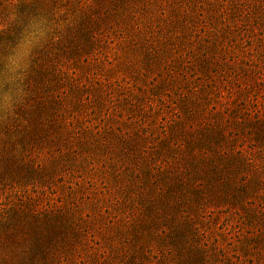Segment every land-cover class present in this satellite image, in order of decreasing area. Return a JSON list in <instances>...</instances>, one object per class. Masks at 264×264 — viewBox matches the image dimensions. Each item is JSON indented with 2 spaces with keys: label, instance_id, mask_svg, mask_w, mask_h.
<instances>
[{
  "label": "rangeland",
  "instance_id": "obj_1",
  "mask_svg": "<svg viewBox=\"0 0 264 264\" xmlns=\"http://www.w3.org/2000/svg\"><path fill=\"white\" fill-rule=\"evenodd\" d=\"M10 1L0 52L11 15L62 9L63 28L26 102L0 108V264H264V0H225L236 28L216 37L205 13L192 52L159 22L182 0L116 19L99 0Z\"/></svg>",
  "mask_w": 264,
  "mask_h": 264
},
{
  "label": "clouds",
  "instance_id": "obj_2",
  "mask_svg": "<svg viewBox=\"0 0 264 264\" xmlns=\"http://www.w3.org/2000/svg\"><path fill=\"white\" fill-rule=\"evenodd\" d=\"M62 13L61 9L51 17L44 14L9 16V23L17 22L20 31L6 51L0 52V108L12 112L16 106L26 102L28 94L25 83L30 75L34 53L49 39H59L54 33L63 28V23L58 22ZM5 28L6 25L0 23V32Z\"/></svg>",
  "mask_w": 264,
  "mask_h": 264
},
{
  "label": "trees",
  "instance_id": "obj_3",
  "mask_svg": "<svg viewBox=\"0 0 264 264\" xmlns=\"http://www.w3.org/2000/svg\"><path fill=\"white\" fill-rule=\"evenodd\" d=\"M85 1L87 0H81L79 2V7L80 9H83L85 6ZM158 0H99V6H102L103 4L106 6V9H108V11L106 13H103L104 16H106L107 14L110 15L112 18H115L117 15L118 17L122 16L123 12L129 13L131 14V10L133 9L134 5H137L139 3H145L149 8L151 6V2H156ZM206 6H205V11H198L199 9H201L202 4L200 2V0H194L195 3H198V9L196 10V6H194V4H189L188 5V0H182L180 4H178L176 6L175 9H173L174 11L172 12V16L168 18V16L166 17V11L163 9V11L159 12V17L160 20L159 22H165L168 21L169 23V27L171 31H175L174 35H173V40L178 42V44H181L182 47L184 48L185 45L190 49V44H192L194 42L195 39H201V40H205L208 39L209 36H207L206 31H203L205 29L204 26H198V22L203 20V15H207V17L209 18L211 24L214 26L213 31H210L213 33V37L219 36L220 32L223 29H228L229 31H234V29L236 28L235 26H230V25H225L222 24L221 21L223 20L226 23V18H225V13L226 10L224 9V7L226 6V1L225 0H206ZM13 1L11 0L9 2L10 5H12ZM232 2H234V0H232ZM236 5H239V3H236ZM192 7V8H191ZM196 10V11H195ZM204 12V13H203ZM106 14V15H105ZM108 17V16H107ZM131 26L130 28L134 31L136 30V33H140L143 32L145 29L141 28V23L138 24V18L135 16H131ZM134 17V18H133ZM117 18V17H116ZM115 18V19H116ZM220 18V20H219ZM108 19V18H106ZM109 20V19H108ZM219 22L221 25V27H219ZM161 30V28H160ZM90 34H88L87 37H89ZM101 39L104 38L103 35H101ZM188 36V39L186 38ZM87 39V38H86ZM187 39V40H185ZM219 39V37L217 38ZM216 40V39H214ZM90 41H92V46H94L96 43H98L99 38L97 36H90ZM148 42H150L151 45V51L154 50L158 51L156 49V47L158 48V46H155L153 43H151V41L148 39ZM175 42V43H176ZM105 45L110 44V42L105 41L104 40ZM163 43H160V45L163 46ZM216 42H211V43H207L209 44L208 46H206V49L211 51L213 49H216L217 51H219V43ZM173 45V44H172ZM189 52V53H190ZM101 54V53H99ZM173 54L179 58V59H184L186 56L185 54H179L176 51L173 52ZM207 56V54H206ZM97 57V56H96ZM208 58V57H207ZM96 60V59H94ZM108 65H110V62H107Z\"/></svg>",
  "mask_w": 264,
  "mask_h": 264
}]
</instances>
